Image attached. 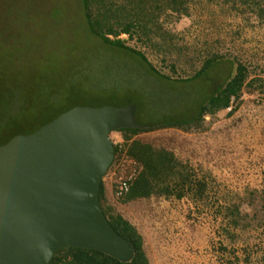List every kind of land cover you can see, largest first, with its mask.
<instances>
[{
    "label": "rangeland",
    "instance_id": "obj_1",
    "mask_svg": "<svg viewBox=\"0 0 264 264\" xmlns=\"http://www.w3.org/2000/svg\"><path fill=\"white\" fill-rule=\"evenodd\" d=\"M222 1H204L192 7L190 17L165 22L164 37L152 42L122 36L166 75L180 56L175 78L193 75L213 54L227 58L208 78L177 83L157 80L132 55L94 37L81 0H0V140L13 128L11 116L35 125L71 106L134 105L138 123L146 127L191 122L232 75L236 56L254 70L264 63L257 55L264 53V32ZM171 40L181 48L178 55L160 47ZM139 138L210 174L216 199L264 182V94L245 93L227 111L207 117L203 131L166 129ZM111 140L114 146L124 143L117 132ZM119 164L104 178L108 200L143 235L151 264H264L257 249L246 253L227 239L212 208L160 198L122 204L115 195Z\"/></svg>",
    "mask_w": 264,
    "mask_h": 264
},
{
    "label": "trees",
    "instance_id": "obj_2",
    "mask_svg": "<svg viewBox=\"0 0 264 264\" xmlns=\"http://www.w3.org/2000/svg\"><path fill=\"white\" fill-rule=\"evenodd\" d=\"M207 1L216 3L222 0H81L84 18L91 34L112 50L132 55L141 68L161 82L191 83L206 79L214 67L219 65L224 56L213 54L205 58L202 66L193 75L175 78L180 56L176 64L171 66L172 74L162 73L147 55L130 46L129 40L152 42L155 38L164 37L165 22L191 16L193 6ZM231 6L237 15L246 17L248 26L264 32V0H223ZM167 46L161 45L171 54L181 48L174 40L167 41ZM264 61V53H257ZM234 72L223 83L216 93L210 97L195 118L188 123L172 122L145 126L147 129H125L120 133L124 143L115 147V162L118 164L126 154L128 161H135L139 172L131 184V189L121 203L128 205L152 198L167 201H186L196 207L213 209L214 222L235 245L242 246L245 252L257 249L264 261V182L258 185H248L241 190L228 191L223 197L214 198L216 180L210 174L199 173L190 164H186L171 150L159 147L139 138L140 135L159 130L177 129L184 132L203 131L207 117H215L231 108L233 101H240L245 93L249 95L264 94V63L258 62V68L253 69V63L238 56L233 60ZM79 106H71L63 111L55 112L49 118L32 125L29 121L20 124L15 116L10 117L13 128L2 140L0 146L8 144L20 135H31L45 125L53 122L62 114ZM137 116V109H136ZM138 121V120H137ZM140 124V123H139ZM131 166L121 168L123 176L129 175ZM100 202L103 212L115 231L126 239L133 247L135 256L130 263L120 262L101 252L86 249H65L54 256L50 264H151L146 242L129 219L117 212L109 203L105 182L100 189ZM223 245V249L229 248ZM235 252V251H234ZM242 254V253H241ZM251 254L247 255L250 256ZM258 255V254H257ZM242 257L245 256L242 254ZM238 259V258H237ZM227 264H234L227 262ZM237 264H241L237 260Z\"/></svg>",
    "mask_w": 264,
    "mask_h": 264
},
{
    "label": "water",
    "instance_id": "obj_3",
    "mask_svg": "<svg viewBox=\"0 0 264 264\" xmlns=\"http://www.w3.org/2000/svg\"><path fill=\"white\" fill-rule=\"evenodd\" d=\"M125 129H147L134 105L76 107L0 146V264H50L65 249L133 260L100 202L111 135Z\"/></svg>",
    "mask_w": 264,
    "mask_h": 264
},
{
    "label": "built area",
    "instance_id": "obj_4",
    "mask_svg": "<svg viewBox=\"0 0 264 264\" xmlns=\"http://www.w3.org/2000/svg\"><path fill=\"white\" fill-rule=\"evenodd\" d=\"M125 165L131 166V172L127 176H123L122 174L118 176L117 179V187L115 190V195L118 199H122L127 195L131 189V184L134 181V179L137 177L139 168L135 161H128L126 154L122 158V161H120L119 167L122 168Z\"/></svg>",
    "mask_w": 264,
    "mask_h": 264
}]
</instances>
